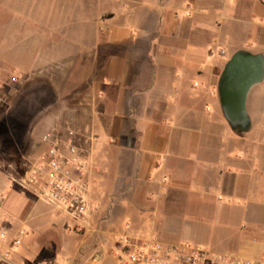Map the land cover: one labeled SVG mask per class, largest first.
I'll list each match as a JSON object with an SVG mask.
<instances>
[{"label":"crops","instance_id":"0c3cea01","mask_svg":"<svg viewBox=\"0 0 264 264\" xmlns=\"http://www.w3.org/2000/svg\"><path fill=\"white\" fill-rule=\"evenodd\" d=\"M117 7L95 36L75 43L4 29L2 65L34 86L35 107H21L19 119L42 115L34 153L45 149L44 136L71 132L83 140L89 181L101 180L102 195L116 179L124 205L139 214L159 205L178 211L172 222L183 221L181 239L264 259V0H118ZM219 35L245 36L235 52L263 58V79L247 93L250 127L242 134L221 110L218 84L228 60L212 58L219 52L211 50ZM31 199L13 183L0 185V244L16 240L12 259L42 257L61 240L58 214ZM98 203L97 224L104 225ZM145 223L140 217L135 224ZM56 256L58 264H78L81 254L68 263ZM93 256L114 263L111 248L98 247L89 261Z\"/></svg>","mask_w":264,"mask_h":264},{"label":"rangeland","instance_id":"374dc122","mask_svg":"<svg viewBox=\"0 0 264 264\" xmlns=\"http://www.w3.org/2000/svg\"><path fill=\"white\" fill-rule=\"evenodd\" d=\"M117 3L118 0H0V45L3 40V31L8 26H19L22 35L28 38H31L34 32L42 31L46 37H51L58 43H75L82 37L85 39L93 37L99 27H102L101 22L111 18L114 11L118 10ZM234 38L236 39L232 41L224 35H219L218 41L211 46V50H216L219 54L213 55L212 58L222 62L229 60L235 52V45H244L248 41L243 35H237ZM0 66L7 69L1 61ZM33 89V85L19 81L6 87L7 100L0 106V185L5 181L12 183L10 174L20 173L28 159L35 155L34 127L42 115L25 112L20 120L17 113L22 108L26 110L30 106L35 107ZM248 137L247 134L234 136L237 139ZM99 181L101 180L95 176L92 178V183L90 182L91 198L95 204L99 202L98 204L101 205V212L105 217L104 225L97 224L99 217L93 213L88 225L78 230L68 217L58 214L62 225L61 240L58 241V245L55 242L52 247L47 246L44 256L39 258L20 256L12 259L9 254V261L2 264H37L43 260H53V258L59 262L60 257L56 256L57 252L61 256L60 262H66V259L76 251L81 254L78 264H88L90 256L98 247H105V249L112 247V234L125 230L126 223L130 225L129 233L137 237L156 236L165 242L195 244L181 239L186 228L183 221L176 224L172 222L173 218L177 220L181 218L178 211H168L159 205L154 211L139 214L138 211L124 205L120 197L123 189L118 187L116 179L112 178L109 181V190L106 193L103 190V195L99 189L102 183ZM98 195H101L100 200ZM31 200L35 201L33 198ZM41 205L49 209L44 204L41 203ZM140 217L146 222L142 228L135 224L136 219ZM166 230L168 234L165 233ZM15 242V239H11L5 244L7 247H2L3 245L0 244V250L9 248L10 250H7L10 253L15 247ZM56 248H58L57 251ZM103 264H111V261L105 259Z\"/></svg>","mask_w":264,"mask_h":264},{"label":"built area","instance_id":"2783aa9c","mask_svg":"<svg viewBox=\"0 0 264 264\" xmlns=\"http://www.w3.org/2000/svg\"><path fill=\"white\" fill-rule=\"evenodd\" d=\"M223 53V51H220ZM19 73L0 66V106L7 100L6 87L18 82ZM82 139L69 132L64 138L44 136L45 149L28 159L22 171L10 174L11 182L55 213L68 217L82 230L96 212L91 198L90 162ZM125 230L112 236L113 264H264L233 253L216 252L188 242H165L156 236L136 237ZM0 236H5L4 232ZM0 250V264L9 261ZM70 261L69 258L66 262ZM41 264H58L50 260ZM88 264H98L93 256Z\"/></svg>","mask_w":264,"mask_h":264},{"label":"water","instance_id":"95a60500","mask_svg":"<svg viewBox=\"0 0 264 264\" xmlns=\"http://www.w3.org/2000/svg\"><path fill=\"white\" fill-rule=\"evenodd\" d=\"M262 79L263 58L260 54L236 51L223 68L218 84L221 110L237 134L249 130L250 120L245 107L247 93Z\"/></svg>","mask_w":264,"mask_h":264}]
</instances>
